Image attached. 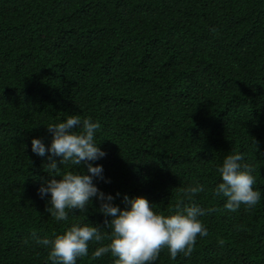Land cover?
Masks as SVG:
<instances>
[{
    "label": "trees",
    "instance_id": "16d2710c",
    "mask_svg": "<svg viewBox=\"0 0 264 264\" xmlns=\"http://www.w3.org/2000/svg\"><path fill=\"white\" fill-rule=\"evenodd\" d=\"M0 264H264V0H0Z\"/></svg>",
    "mask_w": 264,
    "mask_h": 264
}]
</instances>
